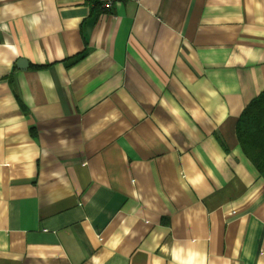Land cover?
Segmentation results:
<instances>
[{"label": "crops", "instance_id": "crops-1", "mask_svg": "<svg viewBox=\"0 0 264 264\" xmlns=\"http://www.w3.org/2000/svg\"><path fill=\"white\" fill-rule=\"evenodd\" d=\"M264 0H0V264H264Z\"/></svg>", "mask_w": 264, "mask_h": 264}, {"label": "trees", "instance_id": "trees-1", "mask_svg": "<svg viewBox=\"0 0 264 264\" xmlns=\"http://www.w3.org/2000/svg\"><path fill=\"white\" fill-rule=\"evenodd\" d=\"M237 135L244 153L264 177V91L239 117Z\"/></svg>", "mask_w": 264, "mask_h": 264}, {"label": "built area", "instance_id": "built-area-1", "mask_svg": "<svg viewBox=\"0 0 264 264\" xmlns=\"http://www.w3.org/2000/svg\"><path fill=\"white\" fill-rule=\"evenodd\" d=\"M118 0H98L100 8L108 11L111 9Z\"/></svg>", "mask_w": 264, "mask_h": 264}]
</instances>
